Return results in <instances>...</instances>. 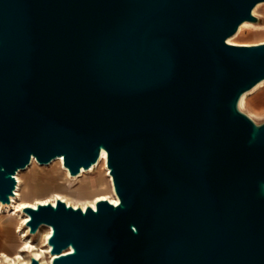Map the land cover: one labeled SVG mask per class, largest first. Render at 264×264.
I'll list each match as a JSON object with an SVG mask.
<instances>
[{
    "label": "water",
    "instance_id": "1",
    "mask_svg": "<svg viewBox=\"0 0 264 264\" xmlns=\"http://www.w3.org/2000/svg\"><path fill=\"white\" fill-rule=\"evenodd\" d=\"M262 2L0 0V201L103 151L119 198L25 207L53 264H264V42H228Z\"/></svg>",
    "mask_w": 264,
    "mask_h": 264
},
{
    "label": "bare ground",
    "instance_id": "2",
    "mask_svg": "<svg viewBox=\"0 0 264 264\" xmlns=\"http://www.w3.org/2000/svg\"><path fill=\"white\" fill-rule=\"evenodd\" d=\"M251 26H255V24L250 22L241 24L238 30V35ZM228 42L234 43L232 38H229ZM263 83L264 82L259 83L255 89L262 86ZM249 93L250 92H246L241 97L239 102L240 108H244L246 105ZM35 163H38V161L33 157L27 168L21 169L17 172V187L15 189V194L11 197V201L9 203H3L0 201V219L5 216L8 217V222H4L0 228V264H4L2 263L4 261H7L8 264H31L32 257L37 258L40 264H53L54 255L51 254V246L48 243V239L52 233V227L44 224L36 233H31L27 223L30 219V215L24 212L25 207L36 208L38 204L47 203L55 205L58 199L65 201L68 205H72L75 208L81 207L83 210L87 207L95 209L97 207V202L103 199H107L115 205L119 204V198L115 194L113 179L107 166V155L104 151L97 164L93 165L90 169H82L81 172L75 176L70 174L69 169L64 164L63 157H58L50 164L44 165L51 166L59 163L62 166L61 174L67 175L66 183L59 180L53 189L40 188L38 190L35 183L32 186L29 184L31 188L28 187L26 189L23 186L21 179L22 172L32 168ZM100 165H103L106 170V184L104 183L105 179L103 176L97 178L96 176L88 175L89 173L94 172L95 169H98ZM53 170V167L48 170L49 177L45 180H54V174L52 173ZM16 214L22 218L21 224L26 225L28 229V234H24V239L21 241L16 235L13 236L14 229L12 227V219ZM44 228L47 229L45 236V249L41 248V246L39 247L33 239L34 236L41 234ZM19 231L22 233V229ZM26 254H29L28 258H26ZM46 255L48 258H46Z\"/></svg>",
    "mask_w": 264,
    "mask_h": 264
},
{
    "label": "rangeland",
    "instance_id": "3",
    "mask_svg": "<svg viewBox=\"0 0 264 264\" xmlns=\"http://www.w3.org/2000/svg\"><path fill=\"white\" fill-rule=\"evenodd\" d=\"M256 11V12H255ZM254 15L259 18V22L253 23L255 26L248 27L247 29L243 30L240 35L239 32L236 35H233L231 38L233 42L236 44H258L264 41V2L258 4L254 9ZM251 23V22H250ZM258 26V27H256ZM260 26V27H259ZM264 82V81H263ZM254 87L248 95L247 103L244 108L241 110L251 116L256 122L262 123L264 122V83L259 88L255 89ZM255 89V90H254ZM52 162V161H51ZM50 162V163H51ZM50 163H35L32 168L22 172L21 179L23 186L27 189L35 183L37 189L45 188V189H53L55 184L59 182L66 183L67 175L61 174L62 166L61 164L57 163L51 166H44ZM54 168L52 173L54 174L53 181H47V177H49L48 170ZM90 176L104 177L106 184V170L104 169L103 165H100L98 169H95L94 172L89 173ZM64 180V181H63ZM31 186H30V185ZM64 184V183H63ZM13 236L16 235L18 239L23 240L24 234H28V229L26 225L21 224L22 218L19 215L13 216ZM4 222H8V217H3L0 219V228ZM22 229V233L19 231ZM27 231V232H26ZM15 233V234H14ZM47 233V229L44 228L41 234L34 236L33 239L37 243V245L43 249L46 248L45 236ZM29 257V254H26V258ZM46 258L48 256L46 255ZM4 264H8L7 261L2 262Z\"/></svg>",
    "mask_w": 264,
    "mask_h": 264
}]
</instances>
